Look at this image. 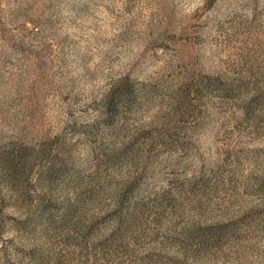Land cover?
Masks as SVG:
<instances>
[{
	"label": "rangeland",
	"instance_id": "rangeland-1",
	"mask_svg": "<svg viewBox=\"0 0 264 264\" xmlns=\"http://www.w3.org/2000/svg\"><path fill=\"white\" fill-rule=\"evenodd\" d=\"M0 264H264V0H0Z\"/></svg>",
	"mask_w": 264,
	"mask_h": 264
}]
</instances>
